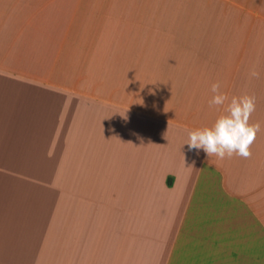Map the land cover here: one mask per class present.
Wrapping results in <instances>:
<instances>
[{
    "label": "crops",
    "instance_id": "obj_1",
    "mask_svg": "<svg viewBox=\"0 0 264 264\" xmlns=\"http://www.w3.org/2000/svg\"><path fill=\"white\" fill-rule=\"evenodd\" d=\"M217 82L250 158L188 148ZM51 156L0 184V264H264V0H0V174Z\"/></svg>",
    "mask_w": 264,
    "mask_h": 264
},
{
    "label": "clouds",
    "instance_id": "obj_2",
    "mask_svg": "<svg viewBox=\"0 0 264 264\" xmlns=\"http://www.w3.org/2000/svg\"><path fill=\"white\" fill-rule=\"evenodd\" d=\"M251 76L258 77L253 71ZM211 92L214 94L209 101L210 107L225 105L226 114L219 116L210 127L197 128L189 133L187 142L189 150H203L208 157L216 156L219 159L231 158L233 155L250 158L251 145L260 131L259 122L250 124L252 113L256 110L254 96H233L229 101L226 94L220 91V84L213 83Z\"/></svg>",
    "mask_w": 264,
    "mask_h": 264
},
{
    "label": "rangeland",
    "instance_id": "obj_3",
    "mask_svg": "<svg viewBox=\"0 0 264 264\" xmlns=\"http://www.w3.org/2000/svg\"><path fill=\"white\" fill-rule=\"evenodd\" d=\"M33 130V129H32ZM32 130L30 133H32ZM56 144V143H55ZM52 148V143H47V144H40L38 145L37 149L39 153H44ZM29 149V147H28ZM34 148H31L33 150ZM52 159H46L43 161L41 164H39L37 167H35V171L33 172H27L31 167L25 168V173L24 171H21L19 173H4L0 174V184H26V187L30 191H34L36 193H39L40 188L42 190H46L47 187L51 184L54 183V175H53V170L55 169L56 165L55 162L52 161L54 160V156H51ZM48 161V162H47ZM47 162V164H46ZM60 168L59 170L64 171L69 169L70 167L77 168L80 167L79 163H73V164H65L60 161ZM76 179L71 178V181H75ZM63 186L61 188L62 193L66 192V189L64 186H68V184H60ZM75 196H87V192L83 194V189L86 188V184L83 183H77L73 184ZM29 192V191H28ZM58 195H61L58 194Z\"/></svg>",
    "mask_w": 264,
    "mask_h": 264
}]
</instances>
